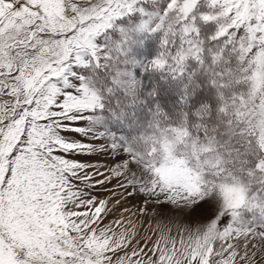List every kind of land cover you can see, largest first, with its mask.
<instances>
[{"label": "snow or ice", "instance_id": "1", "mask_svg": "<svg viewBox=\"0 0 264 264\" xmlns=\"http://www.w3.org/2000/svg\"><path fill=\"white\" fill-rule=\"evenodd\" d=\"M0 264H264V0H0Z\"/></svg>", "mask_w": 264, "mask_h": 264}, {"label": "rangeland", "instance_id": "2", "mask_svg": "<svg viewBox=\"0 0 264 264\" xmlns=\"http://www.w3.org/2000/svg\"><path fill=\"white\" fill-rule=\"evenodd\" d=\"M91 159H93V160H99V159H102V158H100V157H93V158H91ZM98 195H101V196H103V195H106L105 193H97Z\"/></svg>", "mask_w": 264, "mask_h": 264}]
</instances>
